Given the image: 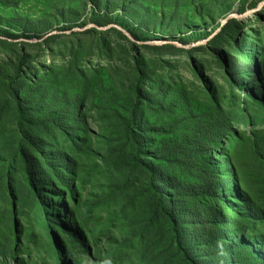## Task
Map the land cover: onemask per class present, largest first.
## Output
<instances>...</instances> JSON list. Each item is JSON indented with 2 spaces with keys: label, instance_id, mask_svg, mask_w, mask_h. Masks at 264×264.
<instances>
[{
  "label": "rangeland",
  "instance_id": "374dc122",
  "mask_svg": "<svg viewBox=\"0 0 264 264\" xmlns=\"http://www.w3.org/2000/svg\"><path fill=\"white\" fill-rule=\"evenodd\" d=\"M134 103L141 159L173 181L196 178L180 157L186 126L221 130L208 181H225L228 203L214 210L264 264V0H0V264L247 257L202 216L179 248L162 184L134 164Z\"/></svg>",
  "mask_w": 264,
  "mask_h": 264
},
{
  "label": "trees",
  "instance_id": "16d2710c",
  "mask_svg": "<svg viewBox=\"0 0 264 264\" xmlns=\"http://www.w3.org/2000/svg\"><path fill=\"white\" fill-rule=\"evenodd\" d=\"M20 73H22V71H18V74ZM23 75H25V73H23ZM12 98L16 105L19 123L21 124L24 119V97L21 95L20 89L13 92ZM136 108L137 104L134 103L128 120L129 138L135 147V154L133 157L134 164L148 172L153 183L162 184L163 189L157 186L160 195L159 208L177 234L179 248H183V231L186 227L190 229L194 226L195 219L198 216H202L204 220L202 223H204V226L210 229L212 228L214 230L213 234L221 238L225 244L233 243L242 245L246 250L247 257L242 262H239L236 259L234 248L230 246L227 247L226 258L232 264H260L261 253L255 246L256 243L254 239L253 241H248L249 238L245 239V233L238 237L233 222L229 220V216L225 213L218 214L214 210L216 203H228L226 201L228 191L226 190L225 181L221 180L212 184L208 181L210 164L206 159V153L217 146L221 139V130L211 122L203 123V125L194 123L186 126V130L192 133L189 135H182L186 143L182 144L183 148L180 151V157L184 161L191 162L188 171L193 172L196 178L188 182L187 180L183 181L175 176L173 181L172 177L169 174L163 173L158 165L145 162L141 159L143 155L141 144L144 137L142 136L143 133H139L140 129L138 128V121L136 118ZM218 112L222 114L220 108ZM192 168H194V170ZM212 172H214V167L212 168ZM182 194L186 195L192 202L191 208H189L186 213L180 212L178 207L177 198ZM195 209L196 212L194 211ZM245 216L248 217V214L244 213L243 217ZM220 223L227 226L222 232L218 230V225ZM196 236L198 238V235ZM231 239H233V241Z\"/></svg>",
  "mask_w": 264,
  "mask_h": 264
},
{
  "label": "water",
  "instance_id": "95a60500",
  "mask_svg": "<svg viewBox=\"0 0 264 264\" xmlns=\"http://www.w3.org/2000/svg\"><path fill=\"white\" fill-rule=\"evenodd\" d=\"M226 21H227V20H226ZM124 33H125L126 35H128L127 32L124 31Z\"/></svg>",
  "mask_w": 264,
  "mask_h": 264
}]
</instances>
